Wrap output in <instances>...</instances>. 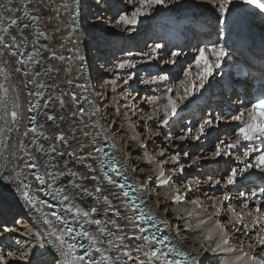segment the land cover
<instances>
[{
  "label": "snow or ice",
  "instance_id": "6c2138e0",
  "mask_svg": "<svg viewBox=\"0 0 264 264\" xmlns=\"http://www.w3.org/2000/svg\"><path fill=\"white\" fill-rule=\"evenodd\" d=\"M124 2L130 7H122L113 17V27L128 34L121 37L122 40L134 39L131 34L138 32L142 18L151 21L185 6V0ZM201 2L210 6L218 38L211 46L197 47L195 66L199 71L195 76L190 68H181L183 79H179L175 88V98L173 88L166 84L171 80L170 67L179 63L183 48L161 39L147 44V51L134 53L122 48L127 58L113 56L112 67L107 61L101 63V70L122 75L107 80L111 97L101 93L103 99L96 101L83 94L88 92V86L80 83L84 57L75 35V0L62 3L58 0H0V183L14 190L34 217L28 224L37 245L24 250L25 242L15 239L12 233L23 234L20 225L25 221L17 216L6 219L11 209L0 203V242L15 239V251L0 247V264L14 261L16 264H204L208 259L206 253L219 258V264H264V175H250L253 169L264 174V72L258 78V87L251 83L250 76L234 83L239 80L234 71L238 65L228 59L246 46L243 40L233 41V35L243 30L246 18L259 15L264 19V0ZM99 3L103 4L104 0ZM191 6L200 7L201 3ZM65 16L69 17L67 21ZM166 23L171 24L173 20L169 17ZM175 23L179 24V20ZM57 36H60L59 50L53 47ZM67 43L72 47H66ZM206 51L210 53V62L202 65ZM74 63L79 75L70 78ZM140 65L152 66L155 72L140 78L137 72L125 71ZM61 72L67 89L55 82ZM137 79L145 87H154L155 92L163 89L162 96H134L130 88ZM119 84L125 86L120 91L117 90ZM241 85L255 87L260 95L247 102L239 93L235 95L234 102L243 109H237L230 117L238 122L235 139L217 137L214 149H209L210 155L193 156L184 151L182 145L186 140L200 141L210 136L214 126L219 128L222 121L229 119L223 112L215 116L209 113L194 129L182 126L183 135L164 131L171 128L179 111L184 110L181 104L188 107L194 100L205 99V92L217 88L224 96L226 90L235 91ZM74 89H80L81 94ZM57 92L60 95L54 96ZM108 99L113 100L117 117L123 115L131 120L129 112L132 116H136L138 110L143 113L137 118L143 121L140 127L148 133L147 138L163 137L162 145L159 140H153L161 145L159 149L149 153V145L141 139L144 133L137 132L131 137L133 143L125 148L130 160L123 161L114 142H110V137L120 136L116 127L119 121H106L108 113L101 112ZM144 104L148 108L143 107ZM57 106L67 115H58ZM121 108L126 111L121 113ZM52 124L55 130L49 135L45 129ZM65 124L68 125L66 130ZM129 127L135 132L133 125ZM43 141L49 142L47 150ZM73 141L77 148L68 150ZM133 145L143 151L142 159L147 165L155 166L151 169L157 173L155 177H137V173L147 170L139 165L131 164L129 168ZM178 148L180 150L175 151ZM223 157L229 158L226 163L234 158L235 166L226 167L219 176L207 174V181L197 179L195 186L185 182L186 169L203 171L213 162L219 164ZM41 159L42 165L39 164ZM169 162L172 166L167 170L172 175L166 176L165 165ZM252 179L261 181L258 189L237 187L243 185V180ZM173 185L176 187L166 193L163 200L157 199L156 207L149 210L152 203L149 193L155 191L159 197L162 188ZM205 200L212 201L210 208L214 209L206 218ZM117 202L123 208L118 207ZM186 204H191L192 209L181 207ZM173 208L177 209L175 215ZM222 214L226 215V220L221 219ZM193 218L198 222L193 224ZM149 223L155 229L151 235L150 229L145 227ZM209 223L214 227L203 232ZM196 231H200L201 236L193 239V246L197 248L193 253L180 240L187 243V234ZM157 233H163L162 238ZM232 234L239 241L238 245L233 243Z\"/></svg>",
  "mask_w": 264,
  "mask_h": 264
},
{
  "label": "rangeland",
  "instance_id": "374dc122",
  "mask_svg": "<svg viewBox=\"0 0 264 264\" xmlns=\"http://www.w3.org/2000/svg\"><path fill=\"white\" fill-rule=\"evenodd\" d=\"M79 2H80V0L76 1V5H77L76 11H78L77 9L81 8L83 6L82 4H84L83 0H82L81 4ZM85 2L86 3L84 4L82 11L81 10H79L80 12L78 11L80 13V20H79L78 23H76L77 27L79 26L78 29L80 30V33L82 35V41L81 42L84 43L85 46H86V49L84 51H82V53H85L86 54L85 57L88 56L87 58H90V60L91 59L94 60V58H95V61L97 62V65L99 66V67L98 66L91 67V73L89 74V80H90V82L92 84V88L94 90V93L97 94V91H98V95H99L100 93H104L105 92L104 95L111 97V95H112L111 94V86L107 84V80L110 79V78H116L117 75H122V74L115 73V72L103 71V70L100 69V63H103V62L107 61V62H109L108 66L112 67L115 64V61L113 60V56H116L117 58H121V59L127 58V57L124 56L123 51H121L122 48L132 50L134 53L139 52L140 50L147 51V42L148 41L145 40L144 38L141 39L139 47H136V44L138 43V39H139L138 37H140V35H142V37H143V34L145 32V28H146L145 27L146 23L149 20L142 18V22L139 25L138 32H134V33L131 34L134 37V39H131V40L124 39V40H122L121 37H126L128 34L122 32L120 29H116V28H115V30L111 29V31H108V30H110V27L107 25L108 22L106 20V12H107V10L106 9L103 10L102 6L103 7L109 6V11L112 12V10H113V13H111V15L114 14V16H115L116 13L122 9V7H130V5L126 4L124 2V0H108V1L104 0V4H99V0H86ZM197 10H198L197 16L199 17V19L204 18L205 13L200 11L202 9H197ZM164 14H166V12L161 14V15H164ZM98 17H103V19L102 20L101 19H97ZM111 19H112V23H114L113 18H111ZM76 24H75V26H76ZM140 30H142V31L140 32ZM105 34H109L111 36H114V38L119 40L118 41L119 44L120 43H124V44H120V47L122 46L120 50L117 49V48H115V50L114 49L110 50L111 53L110 54L107 53L108 56L106 57V60L101 61V60H98L97 57H92V56H94V53L96 52V49L99 47L98 43L100 42V39L102 38V39L106 40L105 39L106 37L103 36ZM91 36H93L92 40L94 41V43H96L97 48L91 47V45H89V43H93L91 41V39H90ZM87 38H89V41H87ZM102 46H108V45L104 44L102 42ZM93 49H95V51ZM99 50L101 51V49H98V52H99ZM136 58L139 59L140 57L137 56ZM87 64L90 65V63H88V62H87ZM87 64H86V67H87ZM125 71H134V72L138 73V76L140 78H147V75H148L149 72H155V68H153L152 66H149V65H140V66H138L137 69H134V70H127L126 69ZM174 79L175 78H171V80L167 82L166 87L173 88V90H174V98H175V88L176 87H173L174 86V83H173ZM133 84L135 86H133ZM122 87H125V86H123L122 84H119L117 90L120 91V89ZM101 88H104V89L102 90ZM130 90L132 91L134 96L138 95L139 97H144V96H149V95L162 96V94H163V89L161 90V92H155L154 87L150 89V88L145 87L144 85L140 84L139 79H137L135 83L131 84ZM108 91H109V93H107ZM92 96H94L96 98L95 94H92ZM101 98L103 99V96L102 97L98 96V101H100ZM112 102H113L112 99H108L107 102L105 103V106L103 107V110H105L106 106L109 107V108H106L107 109V113L110 112L107 115L108 119H106V120L109 121V122L112 119L118 120L119 123L116 125V127L119 130L123 129L125 127L124 124H126V123H127V125H129V124L133 125V127H135V134L137 132H143L144 133V135L141 137V139L144 140V142L149 145V150H148L149 153H151L153 149L158 150L159 147L164 143L163 137H153L151 140L147 138L148 137V133L144 132V129L142 127H140V125L143 123V121H141V120H139L137 118L141 114L143 115V113L139 112V110H138L137 111V115L136 116H132L131 112H129V116L131 117V120H128L123 115H120L119 117H117L116 116V110H115V107L113 106ZM121 103H123V101H121ZM143 107L148 108L147 104H144ZM120 111H121V113H123L126 110L121 108ZM101 112H103L102 109H101ZM111 115H112V117H111ZM113 117H115V118H113ZM187 123L188 122H186L185 119H182L180 121L177 120L175 123L172 124L170 129L166 128L164 131L169 133V134H171V135H183L184 133L181 130L182 126L184 128L192 127L193 129L197 126V124H194V123H192L191 126L189 124H187ZM224 125H225V123L223 122L221 124V127H223ZM216 130H217V128H216ZM217 132H218V130H217ZM121 135L122 134L120 133V136ZM191 135L194 136L195 132L193 131L191 133ZM117 139H118V137H117ZM117 139L115 138V136L110 137V140L112 142H114V144L116 143ZM153 140H159L161 142V145L153 143ZM175 143L176 144H180L181 142L180 141H175ZM121 145H122V148H123V146H124V148H126V146L128 145V141H126L125 139L122 138ZM182 147H183L184 151L190 152L193 156H195L197 154H201V152H200V150H201L200 149V142L197 143V142H195L194 140H191V139L190 140H186L185 142H183ZM179 150H180L179 148L175 149V151H179ZM119 151L121 152V150H119ZM137 151H141L143 153V151L141 149H139L138 147H137V150H136L135 153H137ZM135 153L133 154L134 156H135ZM203 154H206V153H203ZM166 155H167V153H166ZM183 159H184V157H182V160ZM131 164H134L133 160H131V162L129 164V167H131ZM142 164H143V166L147 165L145 162H142ZM153 166L154 165H147L146 169L151 171ZM171 166L172 165L170 164V162L165 165V175L166 176L171 175V174H169L170 171L168 172V170H167ZM204 170L205 169H203V172H204ZM206 171L207 170H205V172ZM186 173H187V180L185 182L193 183V186H195V181L197 179H203L205 181H207V179H208V176L206 174L200 173V169L191 168L189 170H186ZM153 175H151V176L155 177V174H153ZM139 176L137 175V177H139ZM148 176H150V175H148ZM196 176H198V177H196ZM140 177H144V176H140ZM192 177L194 179L196 178V180H192ZM204 186L207 187V184H205ZM153 192H155V191H152L151 193L153 194ZM149 195H150V193H149ZM217 195H219V193ZM150 196L152 198V203H153L154 197L152 195H150ZM0 198H1V196H0ZM0 203H2L3 205L4 204H7V205L9 204L6 200H1V199H0ZM211 203H212V201H210V200H205V203H204V206L208 209L207 213H209V215H211V213L214 211V209L210 208ZM11 206H13V204ZM221 219L222 220H226V215L222 214ZM211 226L214 227V224H212ZM225 226L227 227V225H225ZM30 231H31V228L29 229V227H28V229H26L25 232L30 234L31 233ZM203 232H207V230H203ZM194 233L199 234L201 236V232L200 231H196ZM27 239L26 240H25V238L22 239V241L25 242L24 248L27 249V250L29 248H35L36 245H35V242L32 241L33 239L32 240L31 239L27 240ZM232 240H233L234 244H237V245L239 244V241L236 239L235 234H232ZM29 243H30V245L28 246ZM184 243H185V240H184ZM184 245L187 248L191 247V245L189 244L188 240H187V243H185ZM194 249H195V247H194ZM245 250L246 251L248 250L247 241H245ZM220 258H223V256L221 255ZM13 263L15 264V262H13ZM218 264H219V259H218Z\"/></svg>",
  "mask_w": 264,
  "mask_h": 264
},
{
  "label": "bare ground",
  "instance_id": "6f19581e",
  "mask_svg": "<svg viewBox=\"0 0 264 264\" xmlns=\"http://www.w3.org/2000/svg\"><path fill=\"white\" fill-rule=\"evenodd\" d=\"M76 1H78V0H75V4H76ZM86 0H83V3L85 4L86 2H85ZM106 1H108V0H106ZM58 2H60V3H62L63 2V0H58ZM80 4L82 3V0H80V2H79ZM84 4H82L83 6H84ZM100 4V3H99ZM104 4V3H103ZM83 6L81 7V8H78L77 10L79 11V10H81L82 11V9H83ZM102 9L104 10V9H106L107 10V12H106V20H107V25L110 27V30H108V31H111V29H114L115 30V28L113 27V23H112V19L111 18H113V16H114V14H112L111 15V13H113V10H112V12L111 11H109V6H105V7H103L102 6ZM78 11H76V19H75V24L76 23H78L79 22V20H80V11L78 12ZM206 15H208V16H210V18H211V22H213V19H212V15L211 14H208V13H205V15L204 16H206ZM69 19V17H67V16H65V20L67 21ZM251 21V23L254 25L255 23H254V21L253 20H250ZM204 22V20H203V18L202 19H200V21L198 22L197 20L195 21V22H193L192 23V25H195L196 23H203ZM140 25V24H139ZM139 25L137 26V28H139ZM260 25H262V24H260ZM262 26H264V24L262 25ZM76 29H77V31H76V37L78 38V40L80 41V53H81V55L84 57V60L85 61H87L88 63H90V65L89 64H87V69H88V71H87V69H86V71H87V73H88V79L85 77V75L83 76V78H81L80 79V83H83V81L84 80H86L87 79V82H86V84H87V86H88V89H89V95L91 96V98L92 99H95L96 101H98V96L100 97H102V95H98V91H97V94L96 93H94V90H93V88H92V84H91V82H90V80H89V74L91 73V67H95V66H98L97 65V62L95 61V58H94V60L93 59H91L90 60V58H87V57H85L86 56V54L85 53H82V51H84L85 49H86V46H85V44L84 43H82L81 41H82V35H81V33H80V30L78 29V27H77V24H76ZM92 27V26H91ZM64 35H67V31H64V33H63ZM89 35V34H88ZM104 37H106L105 39L106 40H104V39H100V44L98 43V48H97V46H96V43H94V41L92 40L93 39V36H91V41L93 42V43H89V45H91V47H94V48H97L96 49V52L94 53V56H92V57H97L98 58V60H101V61H104V60H106V57L104 56L106 53H108V54H110L111 52H110V50H115V48H117V49H121V47H120V44H124V43H118V39H116V38H114V36H111V35H109V34H105V35H103ZM192 36L194 37V39H196V40H198V41H200V40H203L204 38H205V36L204 35H202V34H200L199 32H192ZM89 38H87V41H89ZM99 40V39H98ZM97 40V41H98ZM96 41V42H97ZM59 42H60V36H57L56 37V40H55V42H54V45H53V47L56 49V50H59ZM102 42L104 43V44H107L108 46H102ZM127 44V43H126ZM66 47H72V45L70 44V43H67L66 44ZM84 47V48H83ZM98 49H101V51L99 50V52H98ZM94 51H95V49H93ZM101 52V53H100ZM63 54H65V55H72V53H68V52H64ZM101 55V56H100ZM102 55H103V57H102ZM119 55V54H118ZM117 55V56H118ZM108 56V55H107ZM102 57V58H101ZM101 64V63H100ZM92 65V66H91ZM65 67L67 66V65H64ZM72 67H73V77H70V78H74L76 75H79V73H77V72H75V63L72 65ZM99 67V66H98ZM90 69V70H89ZM63 77H64V73L63 72H61V74H60V78L57 80V81H55L56 83H59V84H61V86L63 87V88H65V89H67V85H66V83H64V80H63ZM123 88V87H122ZM102 90L104 89V88H101ZM76 92H77V94H81V90L80 89H74ZM106 90V89H105ZM104 90V91H105ZM45 92L47 93L48 92V90L47 89H45ZM107 93H109V91L107 92ZM84 95H88L87 93H83ZM92 94H95V96H96V98L94 97V96H92ZM103 94H105V92L103 93ZM112 94V93H111ZM54 96H59L60 95V93L59 92H57V93H54L53 94ZM68 99V102H69V104H70V98H67ZM102 99V98H101ZM113 101V100H112ZM112 104H113V102H112ZM83 106L84 107H88L86 104H83ZM106 108H109L108 106H106ZM105 108V110H103V108H102V111L103 112H107V109ZM219 112H220V108H219V106H217L216 108H215V111H214V113L215 114H219ZM110 113V112H109ZM108 113V114H109ZM57 114L58 115H67V112H61L59 109H58V106H57ZM142 115V114H141ZM111 117H112V115H111ZM113 118H115V117H113ZM106 119H108V116L106 117L105 116V120ZM111 119V118H110ZM43 120H44V117H43V115H41L40 116V121L41 122H43ZM107 121V120H106ZM58 123H62V122H60V121H57ZM51 123V122H50ZM225 123V125L223 126V127H219V128H217V130H218V132H220L224 127H227V129H229L230 128V126H231V124H232V121L231 120H227V121H225L224 122ZM124 128L123 129H121V130H119L120 131V133L122 134L121 136H118V139H117V137H115L117 140H116V143H115V150L119 153V157L123 160V161H129L130 160V158H129V156L127 155V153H126V151H125V148H124V146H123V148H122V145H121V142H122V138L123 139H125L126 141H128V144H131V143H133L132 141H131V137L133 136V135H135V132L129 127V125H127V123L126 124H124ZM64 128H65V130L68 128V125L67 124H65L64 125ZM21 130L23 131V126H22V128H21ZM55 130V126H54V124H52L51 125V127H49V128H46L45 129V131H46V133L47 134H49V135H52L53 134V131ZM58 131V130H57ZM71 139V138H70ZM112 142V141H111ZM43 143L45 144V146H46V148H45V150H47L48 149V144H49V142H47V141H43ZM31 147V146H30ZM59 147V146H58ZM119 147V148H118ZM77 148V144H76V142L75 141H73L72 142V148L71 149H68V150H74V149H76ZM121 148V149H120ZM119 150H121V152L119 151ZM136 150H137V147L135 146V145H133V149H132V151H133V154L136 152ZM67 151V150H66ZM137 152H139L140 153V156L138 157V156H132L131 157V160H133V162H134V164H136V165H139L140 167H142V168H146V166L147 165H145V166H143V164H142V162H145L143 159H142V157H143V155H144V153H142L141 151H137ZM142 153V154H141ZM122 155V156H121ZM126 159V160H125ZM57 160H60V158L59 157H57ZM183 161V160H182ZM44 163V161H43V159H41L40 161H39V164H43ZM61 163H62V161H61ZM155 166H153V168H154ZM129 168H131V167H129ZM41 171H43V168L41 167V169H40ZM169 172V171H168ZM153 174H155V176H156V172L155 171H149V170H146V171H142V172H139V173H137V175L139 176H146V177H148V175H153ZM169 174H172L171 172L169 173ZM201 175V174H200ZM139 176V177H140ZM154 176V175H153ZM145 177V178H146ZM196 177H198V176H196ZM192 180H196V178L194 179L193 177H192ZM193 184V183H192ZM176 186L175 185H173L171 188H169V187H165V188H162L161 190H160V194H159V197H157V194H156V192H153V194L152 193H150V195H152L153 197H154V201H153V203H151V205H149L148 206V208L149 209H152V208H155L156 207V203H157V199H160V200H163V197H164V195L166 194V193H168V192H170V191H172L174 188H175ZM0 196H1V200H6L9 204L7 205V204H4V207L5 208H9V209H11V215H9L8 217H6V219H8V220H11V218H12V216H17L18 218H20V217H22L23 218V220L25 221V223H23L22 225H20V227L22 228V230H23V234H20V233H12V236H14V238L15 239H19V240H21L22 241V239H24L25 238V240L27 239V240H29V239H33L32 241L34 242V237H33V229L29 226V224H28V221L30 220V219H34V217H32L31 216V214L30 213H28V209H27V207L26 206H24L23 205V202L22 201H19L18 200V197H17V194L14 192V190H12L11 188H9V187H7V186H5V185H3L2 183H0ZM52 203L55 205V201H52ZM165 203H167V201H165ZM204 203H205V201H204ZM13 204V206H11ZM117 206L118 207H121V208H123V205L122 204H120L119 202H117ZM182 208H187V209H192V205L191 204H186V205H182L181 206ZM176 211H177V209L176 208H173L172 209V213H173V215H175V213H176ZM130 214V213H129ZM161 215H163V213H161ZM205 215V218H206V216L207 215H209V213H205L204 214ZM198 221L195 219V218H193V220H192V223L194 224V223H197ZM28 224V225H27ZM212 223H209L208 225H206L204 228H203V230H207L208 228H212ZM28 227H29V229L31 228V235L30 234H28V233H26L25 231H26V229H28ZM174 233H175V230L173 231V235H174ZM200 235L199 234H196V233H188L187 234V240L189 241V244L191 245V247L190 248H187L189 251H192L193 253H195L196 252V250H197V248L195 247V249H194V246H193V239L195 238V237H199ZM21 239H20V238ZM15 239H12V240H6L3 244V246L2 247H4L5 248V250H7L8 248H11L13 251H15ZM3 242V241H2ZM2 242H0V244L2 243ZM8 242V243H7ZM31 242V241H30ZM180 243L181 244H185L184 243V240L183 239H181L180 240ZM30 245V243L28 244V246ZM35 245H36V243H35ZM0 247H1V245H0ZM36 247H37V245H36ZM35 247V248H36ZM24 250L26 251L27 249H25L24 248ZM207 257H208V259H205V261H204V264H218V259L219 258H217V257H213V254H211V253H206L205 254ZM15 262V261H14ZM14 264V263H13ZM15 264H16V262H15Z\"/></svg>",
  "mask_w": 264,
  "mask_h": 264
},
{
  "label": "water",
  "instance_id": "95a60500",
  "mask_svg": "<svg viewBox=\"0 0 264 264\" xmlns=\"http://www.w3.org/2000/svg\"><path fill=\"white\" fill-rule=\"evenodd\" d=\"M248 19V21H250V20H252V19H250V18H247ZM251 22V21H250ZM255 24H254V26L256 27V28H260V25H259V22H258V24L256 23V22H254Z\"/></svg>",
  "mask_w": 264,
  "mask_h": 264
}]
</instances>
